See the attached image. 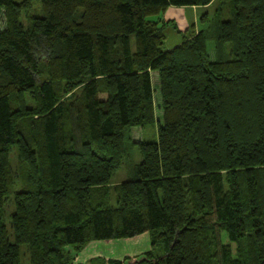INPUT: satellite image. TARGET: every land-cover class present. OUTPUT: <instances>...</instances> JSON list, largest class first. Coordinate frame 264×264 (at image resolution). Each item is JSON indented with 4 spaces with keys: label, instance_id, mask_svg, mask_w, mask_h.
Segmentation results:
<instances>
[{
    "label": "trees",
    "instance_id": "1",
    "mask_svg": "<svg viewBox=\"0 0 264 264\" xmlns=\"http://www.w3.org/2000/svg\"><path fill=\"white\" fill-rule=\"evenodd\" d=\"M227 1L167 48L168 8L214 0H0V264L144 233L85 264H264V0Z\"/></svg>",
    "mask_w": 264,
    "mask_h": 264
},
{
    "label": "rangeland",
    "instance_id": "2",
    "mask_svg": "<svg viewBox=\"0 0 264 264\" xmlns=\"http://www.w3.org/2000/svg\"><path fill=\"white\" fill-rule=\"evenodd\" d=\"M226 3H228L227 0H214V2L211 5H209L208 7H205V8L200 7L198 9V12H199L198 17L199 18L196 19V23H194L195 19L193 18L194 12L192 9L184 8L182 6H177V5H174V6H171L170 8H168V10L165 13V18H167L169 20H171V19L173 20L172 21L173 26H169V27L174 28L177 26L178 29H182L184 31L182 33L177 32L179 35L182 36V40H183V34L188 32L190 29H194L196 26H201V24H204L202 27H205L207 24L209 25V22L210 23L215 22L217 20V17H216L217 9L223 8V7L225 8ZM205 13H207V15L209 16V21L203 23L202 22V15ZM2 14H3V10H2ZM0 26H1V28L5 27V18L3 16L1 17V20H0ZM186 26H188V27H186ZM169 27H167V31H168ZM174 29H176V28H174ZM176 31H178V30L176 29ZM169 39L168 40L166 39L165 46L167 48H172V46H176L174 44L170 45ZM209 49H210V52H212V50H214L213 42H209ZM152 80H153V83H154L155 89H156L154 92L156 115H157V118L160 119L162 116V112L160 109L161 95H160V90H159V74L157 72L153 73ZM155 133H156V129H153V128L145 130V129H141L139 127H132V128L127 130L126 147L128 148V156L124 158V162H123L122 166L116 171V173L112 177V184L113 185H115L119 182H122L124 180L133 178L134 174H135L134 167H135V165H137L142 160V156H141V153L139 151L138 144L130 141L129 135H131L133 141H138V140H144V139L145 140L152 139L153 135ZM14 150H13V152H14ZM12 163L14 166L17 163V160L15 158V152L12 153ZM145 235H146V237H148L149 233H147ZM146 237H144V238H146ZM144 238H141L139 240H133V239H128V238L111 239L110 241L104 242V243H109V245H110L109 248L104 246L103 247L104 249H102V250H108V252L113 251V252H115V254H121L119 252L123 251L122 249H120V247L122 245L128 246L130 249L132 248L131 250H133V251L136 249L138 250L140 248L145 247L146 241L143 240ZM26 250H27V246L24 245L22 247L23 264H28V262H29L28 255L25 252ZM82 257H83V254L82 253L79 254V257L76 259L77 263L82 262Z\"/></svg>",
    "mask_w": 264,
    "mask_h": 264
},
{
    "label": "crops",
    "instance_id": "3",
    "mask_svg": "<svg viewBox=\"0 0 264 264\" xmlns=\"http://www.w3.org/2000/svg\"><path fill=\"white\" fill-rule=\"evenodd\" d=\"M212 4V3H211ZM211 4H208L206 6H192V5H189V6H182L184 8H188V9H192L193 12H194V15H193V18L195 19V22L196 23V19H198V9L200 7L202 8H205V7H208L209 5ZM171 7V6H170ZM169 7V8H170ZM204 24H201V26H196L195 29L196 31H198L199 29L203 28ZM208 26V24L206 25ZM205 26V27H206ZM188 27V26H186ZM178 31H176V29L174 28H171L169 27L168 31L167 29L165 30V35H166V39L168 40L169 38V41H170V45H178L181 41H182V36L179 35L177 33ZM174 47V46H172ZM147 233H144V234H140V235H137V236H134V237H131V238H128V239H133V240H139L141 238H144L146 237ZM142 236V237H141ZM147 238V239H146ZM144 238L143 240L146 241L145 243V247L143 248H140V249H136V250H131L128 246H121L120 249H122L123 251L122 252H119L121 254H115V252H108V250H102L104 249L103 247L106 246L107 248H109V243H104L106 241H110L111 239H107V240H95V241H92L90 242L81 252L77 253L75 255V260H74V264H85L88 262L89 259L93 258V257H96V256H103V257H106V258H116V259H125L124 257H131L134 259V258H137L139 257L142 253H144L145 251L147 250H150L151 249V241H150V235H148V237ZM147 244V245H146ZM83 254V257H82V262H78L77 263V258L79 257V254ZM125 264V263H124Z\"/></svg>",
    "mask_w": 264,
    "mask_h": 264
}]
</instances>
